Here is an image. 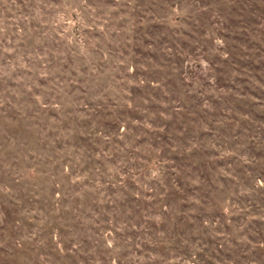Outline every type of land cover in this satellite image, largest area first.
<instances>
[{"label":"rangeland","instance_id":"374dc122","mask_svg":"<svg viewBox=\"0 0 264 264\" xmlns=\"http://www.w3.org/2000/svg\"><path fill=\"white\" fill-rule=\"evenodd\" d=\"M0 264H264V0H0Z\"/></svg>","mask_w":264,"mask_h":264}]
</instances>
